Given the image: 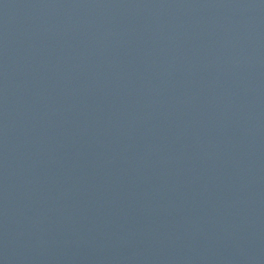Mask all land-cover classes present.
<instances>
[{
  "label": "water",
  "instance_id": "water-1",
  "mask_svg": "<svg viewBox=\"0 0 264 264\" xmlns=\"http://www.w3.org/2000/svg\"><path fill=\"white\" fill-rule=\"evenodd\" d=\"M0 264H264V0H0Z\"/></svg>",
  "mask_w": 264,
  "mask_h": 264
}]
</instances>
